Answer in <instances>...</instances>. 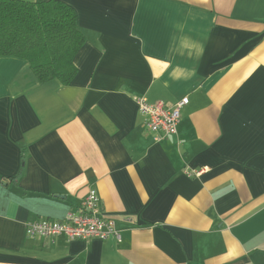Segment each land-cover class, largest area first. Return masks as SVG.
<instances>
[{
	"label": "crops",
	"instance_id": "obj_1",
	"mask_svg": "<svg viewBox=\"0 0 264 264\" xmlns=\"http://www.w3.org/2000/svg\"><path fill=\"white\" fill-rule=\"evenodd\" d=\"M61 1L72 83L0 57V264H264V0ZM185 97L156 142L136 99ZM93 188L121 242L27 236Z\"/></svg>",
	"mask_w": 264,
	"mask_h": 264
},
{
	"label": "trees",
	"instance_id": "obj_2",
	"mask_svg": "<svg viewBox=\"0 0 264 264\" xmlns=\"http://www.w3.org/2000/svg\"><path fill=\"white\" fill-rule=\"evenodd\" d=\"M85 43L75 10L61 0H0V57L29 64L41 84L69 85Z\"/></svg>",
	"mask_w": 264,
	"mask_h": 264
},
{
	"label": "built area",
	"instance_id": "obj_3",
	"mask_svg": "<svg viewBox=\"0 0 264 264\" xmlns=\"http://www.w3.org/2000/svg\"><path fill=\"white\" fill-rule=\"evenodd\" d=\"M187 97L178 101L173 107L163 103L150 104L145 98L136 99L139 112L144 116L145 126L156 142L165 140L178 132L181 111L187 106ZM205 170L186 172L188 176H200ZM28 237H42L52 242L59 236L70 240L99 239L107 241L110 238L121 242V231L117 228V220L103 214L101 199L93 188L82 201V204L67 214L64 220L42 219L26 226Z\"/></svg>",
	"mask_w": 264,
	"mask_h": 264
},
{
	"label": "clouds",
	"instance_id": "obj_4",
	"mask_svg": "<svg viewBox=\"0 0 264 264\" xmlns=\"http://www.w3.org/2000/svg\"><path fill=\"white\" fill-rule=\"evenodd\" d=\"M193 46H194V45H190V44L188 43V38H182V47H183V48L188 49V48L193 47ZM181 54H183V53H181ZM188 54L191 55L192 53L189 51ZM178 67H179V66H178ZM176 71H177V69H174V70H173V75L176 74Z\"/></svg>",
	"mask_w": 264,
	"mask_h": 264
}]
</instances>
